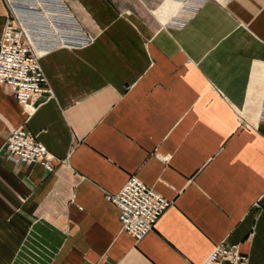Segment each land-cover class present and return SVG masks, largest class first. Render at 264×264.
I'll return each mask as SVG.
<instances>
[{"label": "crops", "instance_id": "0c3cea01", "mask_svg": "<svg viewBox=\"0 0 264 264\" xmlns=\"http://www.w3.org/2000/svg\"><path fill=\"white\" fill-rule=\"evenodd\" d=\"M63 1L89 43L41 58L52 97L28 117L0 85V264H202L221 243L264 264V0ZM20 128L51 171L7 156ZM130 177L171 202L137 244L108 200Z\"/></svg>", "mask_w": 264, "mask_h": 264}, {"label": "built area", "instance_id": "2783aa9c", "mask_svg": "<svg viewBox=\"0 0 264 264\" xmlns=\"http://www.w3.org/2000/svg\"><path fill=\"white\" fill-rule=\"evenodd\" d=\"M208 0H185L196 6ZM7 15L0 39V85L8 87L29 117L42 95L52 97L40 60L60 48H80L88 36L63 0H3ZM261 118L264 120V102ZM7 156L24 165L40 164L52 170L47 149L29 131H13L5 143ZM108 200L119 211L121 230L139 243L152 232L171 202L130 177ZM202 264H247L234 245L214 247Z\"/></svg>", "mask_w": 264, "mask_h": 264}, {"label": "rangeland", "instance_id": "374dc122", "mask_svg": "<svg viewBox=\"0 0 264 264\" xmlns=\"http://www.w3.org/2000/svg\"><path fill=\"white\" fill-rule=\"evenodd\" d=\"M171 3H166L164 6V9L170 10L171 14H176L179 11V8L181 9V7H184L182 3H184L185 1H181V0H168ZM180 4V6H179ZM196 6L195 4L192 3H188L185 6L186 8H192Z\"/></svg>", "mask_w": 264, "mask_h": 264}, {"label": "bare ground", "instance_id": "6f19581e", "mask_svg": "<svg viewBox=\"0 0 264 264\" xmlns=\"http://www.w3.org/2000/svg\"><path fill=\"white\" fill-rule=\"evenodd\" d=\"M181 1H185V0H181ZM183 4V6H184V8H185V6L187 5V2H184V3H182Z\"/></svg>", "mask_w": 264, "mask_h": 264}]
</instances>
